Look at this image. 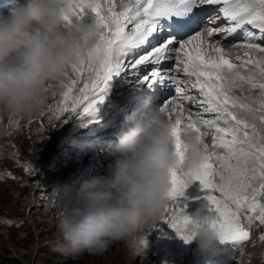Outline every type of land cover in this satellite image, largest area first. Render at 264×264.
Returning <instances> with one entry per match:
<instances>
[{"label": "snow or ice", "instance_id": "6c2138e0", "mask_svg": "<svg viewBox=\"0 0 264 264\" xmlns=\"http://www.w3.org/2000/svg\"><path fill=\"white\" fill-rule=\"evenodd\" d=\"M67 4L72 15L65 21L71 24L73 17L90 16L101 29V38L87 58L70 66L59 82L63 89L59 98L41 117L63 124L74 116L95 117L109 82L124 72L138 78L137 87L175 85L177 95L162 107L169 119L175 118L178 157V167L170 174L172 205L164 221L191 243L202 225L189 214L190 204L205 201L212 214L208 226L222 243L232 242L243 253L252 226H264V0H67ZM220 17L225 25L212 26ZM237 35L239 42L230 39ZM237 51L244 55L234 62L231 55ZM179 72L188 79L181 80ZM189 87L202 97L195 113L185 109V102L196 99L188 94ZM33 122L30 119L29 125ZM12 123L19 127V121ZM40 124L43 127L42 119ZM185 128L212 138V151L195 173L185 165ZM21 166L36 175L31 164ZM6 175L19 179L11 172ZM195 182L203 195L190 198L186 192ZM260 239L264 241V234Z\"/></svg>", "mask_w": 264, "mask_h": 264}, {"label": "clouds", "instance_id": "9594fccd", "mask_svg": "<svg viewBox=\"0 0 264 264\" xmlns=\"http://www.w3.org/2000/svg\"><path fill=\"white\" fill-rule=\"evenodd\" d=\"M66 15H72L67 0H24L0 12V129L6 130L5 120L43 112L70 66L100 42L93 18L73 17L68 24ZM175 127V118L147 98L125 116L105 174L84 179L62 196L56 193L57 230L67 254H102L116 243L148 249L149 230L164 221L172 205ZM182 140L186 168L195 173L212 149L190 128L183 130ZM191 215L202 225L191 242L209 259L219 255L221 241L208 226L207 203H199Z\"/></svg>", "mask_w": 264, "mask_h": 264}, {"label": "rangeland", "instance_id": "374dc122", "mask_svg": "<svg viewBox=\"0 0 264 264\" xmlns=\"http://www.w3.org/2000/svg\"><path fill=\"white\" fill-rule=\"evenodd\" d=\"M124 79L125 76L119 78L112 88L108 86L104 101L127 91L120 89L127 84ZM62 90L54 86L56 96L51 95L49 105L55 104ZM112 110L114 107L109 109ZM41 113L13 120L19 121V127L5 120L6 130L0 129V264H262L264 241L260 237L264 226L259 225L252 226L251 239L243 253L232 242H220V254L211 259L198 250L196 242L185 243L166 221L149 230L148 249L116 243L102 254H67L57 230L56 193L62 196L84 179L105 174L114 159L119 134L108 133L115 128V120L109 125L102 122L111 113L85 119L74 116L64 124L57 120L49 123ZM30 119L34 121L31 125ZM206 141L211 146V136ZM25 162L36 168V175L21 166ZM8 172L19 179H11ZM200 188L195 182L186 195L202 196ZM201 202L205 201H193L189 214Z\"/></svg>", "mask_w": 264, "mask_h": 264}, {"label": "bare ground", "instance_id": "6f19581e", "mask_svg": "<svg viewBox=\"0 0 264 264\" xmlns=\"http://www.w3.org/2000/svg\"><path fill=\"white\" fill-rule=\"evenodd\" d=\"M244 55V53H243V51H237V52H233L232 53V55H231V59L235 62V58H236V56H243ZM169 67H171V64H169ZM131 74V73H130ZM123 76H125V78L127 79H124V81L126 80L127 81V84L132 80V82H133V80H134V78L136 77V76H134V75H129V74H127V73H121L120 74V76L116 79V80H114L113 82H112V80L109 82V86L112 88L113 87V85L114 84H116L118 81H119V78H122ZM130 76H132V77H130ZM182 77H185V76H182ZM188 78H186L185 80H187ZM192 79H194V78H192ZM183 80H184V78H183ZM120 89H122L121 87H120ZM189 89V88H188ZM237 91H239V90H237ZM188 93H190L189 95H191L192 96V94H196V92L193 90V91H189ZM115 104V103H114ZM113 104V105H114ZM105 108H106V106H105ZM115 132H117V131H115ZM106 135V134H105Z\"/></svg>", "mask_w": 264, "mask_h": 264}]
</instances>
